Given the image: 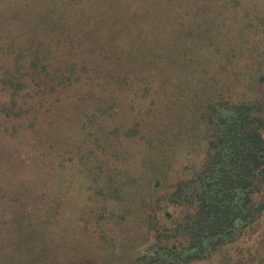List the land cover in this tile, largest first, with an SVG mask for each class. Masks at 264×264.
Listing matches in <instances>:
<instances>
[{
	"label": "rangeland",
	"instance_id": "rangeland-1",
	"mask_svg": "<svg viewBox=\"0 0 264 264\" xmlns=\"http://www.w3.org/2000/svg\"><path fill=\"white\" fill-rule=\"evenodd\" d=\"M182 15L166 0H0V66H85L86 80L120 88L58 96L84 107L68 135L55 131L62 114L36 127L29 76L16 94L0 80V264H130L153 241L151 214L180 218L156 201L200 166L211 108L264 102L261 63ZM222 256L195 264L241 261Z\"/></svg>",
	"mask_w": 264,
	"mask_h": 264
},
{
	"label": "trees",
	"instance_id": "trees-1",
	"mask_svg": "<svg viewBox=\"0 0 264 264\" xmlns=\"http://www.w3.org/2000/svg\"><path fill=\"white\" fill-rule=\"evenodd\" d=\"M166 2L193 27L202 28L210 45L217 38L216 44L230 47L242 56L248 53L259 61V82L264 85V0ZM20 66H0L1 82L16 94L30 88L22 81L29 76L34 82L36 127L45 114H62L64 121L56 134L69 135L70 112L84 108L75 107L74 100L59 102L58 96L69 90L79 95L97 88L113 97L120 90L114 80H86L85 66L80 68L79 76L74 74L77 72L72 65L54 66L38 59L27 67ZM52 97L58 103L50 101ZM210 111L205 119L209 140L200 166L188 179L176 183L170 194L156 201L180 210V218L170 225L159 224L156 213L151 214L153 241L136 253L130 264H195L220 253L222 257L224 253L230 255L232 251L241 255V261L234 264H264V102L217 103ZM75 151L82 150L76 147ZM26 229V239L35 238L36 227ZM22 248L34 249L37 254L42 250L38 244ZM225 263L232 264L231 259Z\"/></svg>",
	"mask_w": 264,
	"mask_h": 264
}]
</instances>
